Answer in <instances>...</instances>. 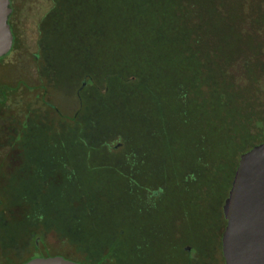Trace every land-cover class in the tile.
Instances as JSON below:
<instances>
[{
	"label": "rangeland",
	"instance_id": "rangeland-1",
	"mask_svg": "<svg viewBox=\"0 0 264 264\" xmlns=\"http://www.w3.org/2000/svg\"><path fill=\"white\" fill-rule=\"evenodd\" d=\"M180 2H183V8L180 10L182 12L177 13L176 20L188 21L186 28H192L194 33L197 31L199 34L200 31H204L203 28L206 33L213 28L209 35L218 33L226 37L228 34L229 40L226 37L222 44L225 47L224 53H229L224 72H228L227 82H230L234 88L246 89L245 98L243 91H238L239 93L233 96L234 119H232L233 116L230 118L228 113L224 115L228 107L220 105L226 101L232 102V95L230 100L215 96L214 109H210L205 115L202 110H199L196 115L193 113L190 115L188 113L187 116L178 115L173 126H169V122L165 123L166 117H164L163 122L160 123L161 128H157L160 130L157 139L149 136V130H153L157 123L154 120L150 123L151 125H146L144 113L140 111L148 109L151 115L152 111L154 114L158 108L149 99L148 92L139 86L141 84L139 81L131 84L129 91L125 89L123 81L108 80V83L113 84L112 86L118 81L125 91L119 95L120 89L114 86L113 95L105 97L104 106L110 105V108L102 110L101 108L104 107L100 108L97 105L100 98L96 97V86L102 92L106 85L103 79L106 73L115 70L113 63L117 61L116 55L123 51L122 46L125 45V42H122L124 34L118 32V28L122 27L116 19L113 24L106 23L111 18L104 15V0H63L54 19L46 16L53 7V0H20L17 3L19 7L17 6L15 24L19 27L16 28L19 44L13 52L0 60V68L7 66L10 74L6 77L9 80H18L25 75L33 83L38 74L35 71L37 65L35 54L38 52L40 30L42 33L46 29L49 33L53 32L50 34V40L54 39L58 42L57 45L61 50V53L57 54L60 61L56 65L58 74L55 75L63 78L64 75L66 77L72 73L73 76L72 91L57 93L54 96V99L56 98L54 103L59 105L64 113H75L80 106L76 90L87 74L88 84L82 96L83 111H85V118L91 116L90 121L94 120L95 123L88 125L85 122L81 126L83 133L90 140L89 144L95 149L92 152L97 166L91 170L86 164L81 163L83 162L81 149L75 142L69 144L68 151L65 148L59 149L60 145L53 148L50 152L53 154L51 161L48 160L50 163L47 164L43 158L46 149L42 144L41 148L44 151L42 156H38L37 161L34 159L35 163L32 161L25 163L26 167L30 166L31 177L27 175L22 180L15 177L10 181L11 175L22 168V162L17 146L10 145L5 138L7 134L0 130V264L17 263L33 257L32 244L36 236L41 237L38 251L42 256L60 255L75 261H79L84 256L58 233L52 230L44 231L42 227L31 224L22 225L28 232L19 242L24 248L17 251L8 247L6 244L9 240L7 238L4 240V235L9 232L4 230L2 221L23 224L24 204L23 206L9 204L18 198L20 192H23L28 202H33L35 193L40 190L37 195L38 205L43 212L50 214L53 212L52 215L56 219L66 213H69V218L76 215L83 217L87 224V235L103 233L112 234L110 237H114L119 234V231L124 232L121 253L124 254L123 259L127 264H130L132 251L135 253L137 246L139 251L136 253L144 255L146 259L152 260L159 257L161 259L169 248L168 226L172 227L179 219L183 221L181 228L186 233L188 229L191 230L195 221L203 227L205 216L216 212L217 209L221 210L231 184L230 177L232 171L236 169L240 153L264 140V0H180ZM50 24L57 25V28H53L51 32V28H38L40 25ZM107 29H109L108 34ZM166 29L162 28V30ZM210 39L212 40L211 37ZM206 40L208 47L214 45L208 40V36ZM197 45L199 47V44ZM164 46L167 48L168 45L163 43L160 48ZM175 47L180 46L175 45ZM188 49H191V52L196 51L194 44L188 45ZM128 56L131 60H135L134 54ZM183 56H185L184 52ZM168 74L171 75L169 72ZM93 76L94 80L90 79ZM140 80L147 82L148 78ZM4 81L0 76V83ZM18 93L20 92L16 91L12 94L13 100L6 101L4 109L11 112L17 111ZM190 96L194 94L186 95V97ZM192 100H194L193 97ZM220 100L223 103L219 104ZM244 100L249 102L247 107L250 111L249 116ZM168 101L169 98L165 96L163 105ZM120 107L125 111L121 112ZM118 109L119 111H116ZM113 110L117 114L121 113L117 116L118 119L114 117L116 112ZM16 116L17 114L14 118ZM246 116L250 117L249 125L247 124L248 133L246 139L238 138V143L242 145L243 142H248V144L246 143L244 145L246 147L243 146L238 153H235L234 149L235 154L227 151V155L220 157L218 150L221 144L225 145L233 139L232 131L229 130L230 126L235 125L237 121L239 124ZM165 124L166 126L162 128ZM122 130L130 134L127 135ZM130 136H134V139L132 138L133 144L128 146ZM117 143L121 145L115 148ZM30 149L33 152L34 146H30ZM109 153H112L111 156L107 155ZM60 158L64 162L68 160L70 164L75 161L77 169L75 168L74 180H67L64 177L63 189L50 187L44 190V188L35 187L36 179L43 178L51 167L61 165ZM136 160L141 162L139 164L141 171L148 173L152 170L151 172L155 174L153 177L160 182V184L149 186V190H157L159 186H163L165 191L160 201L143 209L138 205L132 206L133 196L123 191L116 171L102 166L104 163L112 164L125 175L136 178L138 176L134 172ZM36 163H38V170L34 171ZM137 165L138 163L135 167ZM188 175H195L196 178L191 180ZM184 176H187L185 183ZM47 182L59 184L61 178L54 174L48 178ZM59 190L62 193H59ZM77 195H83L82 201L72 202L73 196ZM151 195L145 190L142 191L141 197L145 203L149 204L154 198ZM17 227L20 230L22 228L21 225ZM106 252L107 249L103 251V253ZM35 256H38V253ZM221 259V253L218 252L213 264H223ZM105 262L104 264H113L109 259Z\"/></svg>",
	"mask_w": 264,
	"mask_h": 264
},
{
	"label": "trees",
	"instance_id": "trees-1",
	"mask_svg": "<svg viewBox=\"0 0 264 264\" xmlns=\"http://www.w3.org/2000/svg\"><path fill=\"white\" fill-rule=\"evenodd\" d=\"M103 5L104 15L111 18L107 20L106 23L108 25L113 24L114 19H116V22L122 27L118 28V32L124 34L125 37L122 42H125V45L122 46L123 51L118 54V56L116 55L117 61L113 63L115 70L106 73L103 79L106 85L102 89V92L96 86V97L100 98V102L97 101L98 107H104L101 108L102 110L108 109L107 107L110 108V105L107 107L104 106L106 104L105 97L108 95L112 96L115 87L120 89L118 93L121 95V93H124L123 91H125V89L129 90L131 84L139 81V83H141L139 86L148 92L149 99L153 102V105L158 108L154 114L152 111L151 115H149L148 109H142V111H140L144 113L143 117L146 119V125H151L150 123L154 120L157 123V126H155L156 128L154 127L153 130H149V136L154 139L158 138L160 131L158 129L161 128L160 123L163 122L164 117H166L165 123L168 124L169 122L168 125L171 126L178 115L187 116L188 113L189 115L192 113L196 115L199 110H202L205 115L210 109H214L216 104H214L213 98L215 96L230 100L232 95V102L226 101L224 104H220L223 103V101L220 100L219 104L227 106L228 108L223 114L227 115L228 113V116H230V118L233 116L232 119H234L235 114L232 113L234 107L233 96L236 95L235 93L238 94L240 91H243V97L245 98L244 91L246 89L234 88L226 79V74L228 72H224V67L229 53H224L225 47H223L222 44L225 42L224 40H226V37L227 40H229L228 34L226 37L220 36L217 33V28H215L217 33L216 37V35L208 34L209 32L211 33L213 28H210L208 33H206L203 28L204 31H200V34L199 32L197 33V31L194 33L192 28H186L185 26L188 24V21L182 20V22H180L176 20L177 13L182 12L180 10L183 8V2L181 3L180 0H104ZM233 25L234 28H236L235 23ZM62 27L65 28V26ZM162 28L167 29L162 30ZM108 32L109 29H107L106 33L108 34ZM207 36L208 40L214 43L212 47L207 46ZM235 36L238 37L239 35ZM154 38L155 40L153 41ZM163 43L168 45L167 48L165 46L164 48H160ZM192 44L196 47V51L194 52L188 49V45ZM197 44H199V47ZM175 45L180 47H175ZM183 52L185 56H183ZM132 54L135 55V60H131L128 56ZM208 69L211 70L209 71ZM168 72L171 73V75L168 74ZM128 76L130 77L128 78ZM145 77L148 78V81L142 82L140 79ZM90 79L94 80V76ZM110 79L119 80L120 82L123 81L122 84H125V89L118 81L114 84L115 87L112 86L113 84L108 83ZM187 94H194V96L186 97ZM165 96L169 98V101L165 104L166 107L163 105ZM192 97L194 100H192ZM248 103L245 102L244 106L249 116L250 111L247 109ZM120 109H122L121 112L125 111L122 107H120ZM116 111H119V109ZM116 111L113 110V112ZM119 114L116 112L114 117L120 116ZM90 119H92L91 116L86 117V123L88 125L94 124V120L90 121ZM249 119L250 117L246 116L244 120L242 118L239 124L237 121L235 125L232 124V127L230 126L229 130L232 131L231 136L233 139L225 145L221 144L218 150L220 152V157L227 155V151L232 152V154L238 153L246 143L248 144V142H243L242 145H239L238 138L246 139ZM165 126L166 124L162 125V128ZM123 132L127 135L130 134L125 131ZM80 137L85 139V143H75L78 144L81 149V158L83 160L81 163H83V165L86 164L87 168L90 167L92 170L94 166H97V164L94 163V154L92 152V150L95 149L89 144L90 140H88L83 133L82 126L74 129V138ZM132 138L134 139V136L129 137L131 140L130 143H127L128 146L129 144H133ZM234 149L236 151L235 153H233ZM116 159L118 160V158ZM74 162H72V173L68 176L71 180H74L75 168L77 169ZM134 163H138L137 167H135L134 164V172L138 175L136 178L125 175L123 171H120L112 164L104 163L102 166L113 168L116 171L115 173L120 179L119 183H121L120 185L123 191L133 196V201L131 202L132 206L135 207L138 205L141 209L149 206L151 207L163 198L165 192L164 187L159 186L157 190H149V186L160 184V182L153 177L155 174L151 172L152 170L145 173L140 169L139 164H141V162L136 160ZM131 166H133V164ZM233 174L234 170L232 171L230 180H232ZM183 175H185V173H183ZM188 177H190L191 180L194 177L196 178L195 175H188ZM183 178L185 179L184 183L187 182V176ZM145 190H147L148 193L151 192L154 196L149 204L148 202L145 203L141 197L142 191ZM156 192H158L157 195H155ZM59 193L62 192L59 190ZM149 196L150 195H148V197ZM73 198L74 200H72V202L82 201L81 198H83V195L73 196ZM71 208L73 209L72 205ZM37 211L38 208H31L29 216L34 218L38 217ZM68 214L69 213H66V216H61L58 219L55 218L54 224L57 227V233L84 255L79 262L84 263L87 262L88 259L100 260L109 256H115L122 250L124 245L122 242L124 241V232L119 231V234L114 237H110L112 234L103 233H96L90 236L86 234L87 224L85 219L79 215L69 218L68 216L70 215ZM214 214L216 217H219L220 211L217 209L216 212L205 216V224ZM105 249H107V252L103 253Z\"/></svg>",
	"mask_w": 264,
	"mask_h": 264
},
{
	"label": "flooded vegetation",
	"instance_id": "flooded-vegetation-1",
	"mask_svg": "<svg viewBox=\"0 0 264 264\" xmlns=\"http://www.w3.org/2000/svg\"><path fill=\"white\" fill-rule=\"evenodd\" d=\"M19 1L20 0H9V7L11 11L8 16V23L12 32L13 40L11 49L7 54L1 56L0 60L13 52L19 44L16 32V28L19 27L15 24V16L17 8L19 7L17 3ZM62 1L63 0H53V7L46 13V16L54 19ZM38 28H51V32L53 28H57V25H40ZM40 33L41 37L38 41V52L35 54V61L37 64L35 71H37L38 74L33 83H31L30 79H28L25 75L22 78H18V80H9V78L6 77V75L10 74L7 66L0 68V76H2L3 80H5L4 83H0V130L7 134V137L5 138L8 140L10 145L17 146L19 151L18 155L22 162V168L17 170V173L11 175L10 181H12L15 177L21 178L22 180L23 177L31 175L30 166L26 167L25 163L27 164V161H30L31 163L34 159L37 161L38 156H42V152H44L41 148L42 144L46 149L43 158L48 164L51 161V155H53L50 152L53 148H56L57 145H60V148L58 147L59 149L65 148V150L68 151L69 144H73L74 142L80 144L85 143V139L83 137L74 138V129L86 122L84 115L85 111H83L84 101L82 96L84 95V90L86 91V86L88 84L87 75L83 78L80 87L76 90V94L79 98V108L75 111V113H64L61 107L54 103L56 100V98L54 99V96L59 92L67 93L68 91H72L73 76L72 73L66 77L64 75L63 78L55 75L57 73L56 65L59 63L58 61H60L57 54L61 53V50L57 45L58 42L54 41L53 38V40H50V34H53V32L49 33V30L46 29L43 31L45 35H43L42 30H40ZM16 91L20 92L16 97L18 99V105L16 107L17 111L11 112L8 109H4L5 102L12 101V94ZM65 100L67 103V97ZM15 114H17V116L14 118ZM261 142H264V140L258 143ZM119 145H121V143H117L114 147L118 148ZM30 146H34L33 152H31ZM107 150H109V148ZM111 154L112 153H109L107 155L111 156ZM60 159L61 165L55 166L54 168L51 167L47 170L43 178L36 179L34 181L35 187H38L39 189L44 188V190H47L50 187H54L55 189H59V187L63 188V178L66 177V179L69 180L68 176L72 173V164H70L68 160L64 162L62 158ZM37 164L38 163L34 166V171L38 170ZM54 174L61 178V182L59 184L47 182L48 178L54 176ZM39 192L40 190L35 193L36 197L33 202H28L23 192H20L18 198L9 203L21 206L24 204L23 207H25L23 224H10L8 221V223L5 220L2 221L4 230L9 232L4 235V240L6 238L9 240L6 245L11 247L13 250L16 249L17 251H21L24 248L19 243L28 233L27 229H23L22 227L24 224L36 225L39 226V228L42 227L44 231L52 230L57 233V227L54 224L55 217L52 215V210V214L47 213L46 211L45 213L40 205H38L39 197H37V195ZM157 194L158 192L155 193V195ZM151 196H153V194ZM31 208H38V211L36 212L38 217L34 218L29 216ZM179 220L176 221V223L174 222V228L173 226H168V232H170L168 247L170 248V252L168 248L164 255H162L161 259L159 257L157 259L153 258L150 260L146 259L144 255L136 253V251H139L137 246L135 253L132 251L130 264H213L218 252L221 253V260L224 264L221 249V235L225 228L226 220L224 218L222 208L220 210L219 217H216L214 214L213 217L209 218L203 227H201L200 223L195 221L191 230L188 229V232L186 233H184L181 228L183 221ZM19 225L22 227L21 230L17 227ZM178 227L180 228L178 229ZM40 239V236H36L34 238L32 244L34 250L33 257L42 256L38 251ZM202 240L203 242L201 243ZM36 253H38V256H35ZM85 253L88 254L87 252ZM33 257L17 263L10 262L9 264H21ZM123 257L124 254L120 251L115 256H109L100 260L88 259L87 262H84L83 264H104L107 259L112 261L113 264H127L124 262Z\"/></svg>",
	"mask_w": 264,
	"mask_h": 264
},
{
	"label": "water",
	"instance_id": "water-1",
	"mask_svg": "<svg viewBox=\"0 0 264 264\" xmlns=\"http://www.w3.org/2000/svg\"><path fill=\"white\" fill-rule=\"evenodd\" d=\"M9 0H0V57L12 46ZM224 264H264V142L241 153L222 205ZM21 264H83L60 255L33 257Z\"/></svg>",
	"mask_w": 264,
	"mask_h": 264
}]
</instances>
